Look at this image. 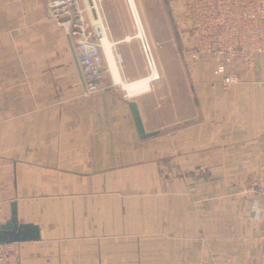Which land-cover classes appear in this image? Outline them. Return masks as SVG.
Segmentation results:
<instances>
[{
	"label": "crops",
	"instance_id": "0c3cea01",
	"mask_svg": "<svg viewBox=\"0 0 264 264\" xmlns=\"http://www.w3.org/2000/svg\"><path fill=\"white\" fill-rule=\"evenodd\" d=\"M118 40L123 78L144 76L141 46ZM161 48L160 82L190 86L185 115L179 96L130 95L111 72L85 96L73 39L44 0H0V202L40 226L11 264H264V54L236 60L224 88L213 61L185 72L181 50ZM131 99L157 134L140 136Z\"/></svg>",
	"mask_w": 264,
	"mask_h": 264
},
{
	"label": "built area",
	"instance_id": "2783aa9c",
	"mask_svg": "<svg viewBox=\"0 0 264 264\" xmlns=\"http://www.w3.org/2000/svg\"><path fill=\"white\" fill-rule=\"evenodd\" d=\"M102 3L103 0H44L47 15L56 19L73 39L85 96L98 91L110 75L104 45L110 26ZM173 12L184 43V57L192 62L213 61L214 74L221 76L211 82L212 86L219 81L229 88L238 81V74L232 69L236 60L251 66L257 54H264V0H174ZM139 38L147 67L152 70L158 64L153 45L145 33ZM115 50L121 63L122 53ZM261 184V180L256 182L257 192L264 196ZM256 209L259 213L260 207ZM6 220L0 202V222ZM258 239L264 255V220ZM16 251V241H0V264H11Z\"/></svg>",
	"mask_w": 264,
	"mask_h": 264
},
{
	"label": "rangeland",
	"instance_id": "374dc122",
	"mask_svg": "<svg viewBox=\"0 0 264 264\" xmlns=\"http://www.w3.org/2000/svg\"><path fill=\"white\" fill-rule=\"evenodd\" d=\"M137 3L145 27V33L151 45H153V52L158 61V68L160 70L161 62L159 60L158 54L159 50L162 49L161 46H166L167 50L176 52L181 50V55L183 54L182 49L184 43L181 40V37H177V31H175V27L172 21V17H174L175 20V15L173 12L174 0H137ZM102 4L109 22L110 35L112 39H122L127 34H136L138 32L139 26L133 14L132 6L129 0H103ZM177 30L179 33L178 27ZM129 42L141 46L139 37H135ZM158 43L162 44L158 45ZM115 45L116 46L114 47L117 48L119 52H121L120 46L122 45V43L119 42ZM170 45H172L171 49H169ZM128 53V56L131 59V65L133 67H137L139 65V59L138 53L136 52L135 48L130 47ZM182 57H184V55H182ZM186 60L187 59L184 57L182 62L185 72H187V69L185 67V65H187ZM121 63L120 64L123 65V61H121ZM145 70V75L150 72L147 64ZM173 73H175V70L169 72L168 75H173ZM160 78L161 77L152 80V90L158 92V97L160 99H167L169 102H172V106L174 101L177 99L176 95L179 96V99H177L178 105L182 102V110L184 112V115L188 113L191 110V103L193 102L192 93L186 91L189 90L190 86L183 83L182 91L178 93V91L176 92V88L178 85L175 84L173 80L174 78L166 79L162 83L160 82Z\"/></svg>",
	"mask_w": 264,
	"mask_h": 264
},
{
	"label": "bare ground",
	"instance_id": "6f19581e",
	"mask_svg": "<svg viewBox=\"0 0 264 264\" xmlns=\"http://www.w3.org/2000/svg\"><path fill=\"white\" fill-rule=\"evenodd\" d=\"M129 2L132 6V11L136 18L139 28L136 34H127L124 38H122L123 40H131L134 37H140L145 33V27L140 14L137 0H129ZM118 41L120 40L112 39L110 35L105 36L104 38L105 54L113 81L122 84V86L127 89L130 95L138 94L140 92H144L151 89L152 80L157 79L160 76L158 71V64L154 66L152 70L150 69V73L144 76L131 80H125L121 74L119 60L115 55L116 50L114 51V44H116Z\"/></svg>",
	"mask_w": 264,
	"mask_h": 264
},
{
	"label": "water",
	"instance_id": "95a60500",
	"mask_svg": "<svg viewBox=\"0 0 264 264\" xmlns=\"http://www.w3.org/2000/svg\"><path fill=\"white\" fill-rule=\"evenodd\" d=\"M173 16V15H172ZM172 21L175 27V31H177V37L180 35L178 33L176 22L174 17H172ZM129 105L131 107V111L134 117V121L136 124V128L141 137H148L159 132L158 129L155 130H147L141 113L138 106V103L135 99H131L129 101ZM12 213L11 216L4 222H0V241L3 242H13V241H21L28 239H38L40 238V226L34 222H21L18 220L16 203H12Z\"/></svg>",
	"mask_w": 264,
	"mask_h": 264
}]
</instances>
